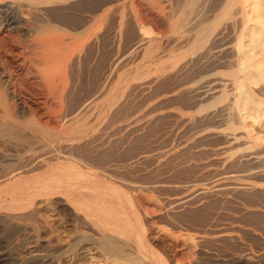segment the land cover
Masks as SVG:
<instances>
[{
  "label": "rangeland",
  "instance_id": "1",
  "mask_svg": "<svg viewBox=\"0 0 264 264\" xmlns=\"http://www.w3.org/2000/svg\"><path fill=\"white\" fill-rule=\"evenodd\" d=\"M223 1L56 0L33 8L10 0L6 5L13 3L8 9H15L18 26L6 27L0 21V83L9 99L16 100L20 119L29 115L28 107L46 112L21 90L39 81L37 66L43 61H37L36 54L55 57L54 34L66 37L62 54L74 46L73 63L65 71V62L55 64L69 83L62 125L68 127L75 123L74 115L78 121L84 114L94 133L90 129L82 141L68 144L70 151L66 145L65 163L100 175L121 193L125 187L124 195L136 200L132 198L133 209L150 246L173 264H264V121H244L231 106L233 82L240 76L235 72L231 44L236 32L231 26L235 19L240 21L242 6L222 8ZM13 81L16 94L7 87ZM208 84L222 91L204 96ZM254 90L264 97V85ZM46 117L54 123V116L45 114L44 121ZM3 139L1 178L18 157L15 145ZM84 141L86 148L81 147ZM217 174L227 181L213 184ZM235 175L241 176L236 184ZM59 198L35 202L38 219L48 225L39 235L0 207L2 264H107L96 239L84 240L97 238L96 229ZM50 230L60 243L51 240Z\"/></svg>",
  "mask_w": 264,
  "mask_h": 264
},
{
  "label": "bare ground",
  "instance_id": "2",
  "mask_svg": "<svg viewBox=\"0 0 264 264\" xmlns=\"http://www.w3.org/2000/svg\"><path fill=\"white\" fill-rule=\"evenodd\" d=\"M9 1L10 0H0L1 8H7V10L0 9V21L6 27L14 26L16 28V26H18L17 24L18 17H16L14 13L15 9L14 11L8 9V8H13V3H11L10 5H6V3ZM20 1L27 3V5L30 7L37 8V7L50 5L52 3L54 4L56 0H20ZM62 3H64V1ZM238 4L242 6V9H240L238 13L240 14V19H239L240 21H238V18L235 19L236 16L235 18L233 17L235 20L233 21L231 27L232 29H234L236 33H235V39L233 41L234 45L231 44L233 46V48L231 49L234 50L233 57L236 58L235 60H236L237 69H235L236 71L235 70L234 71L237 74H240V76L237 75L236 79L233 82L234 83L233 90L235 92L233 97L234 102L233 104L231 103V106L235 105L237 111H239L244 121H254L255 123L256 122L261 123L262 121H264V99H263L264 97H260L255 92L254 87L259 85H264V0H224L221 6L222 8H228V7L233 8ZM53 36H54L53 40L55 41V45L52 43L54 47H52L51 49H54L53 54L55 57L49 59L48 57H44V55L37 53L36 60L39 59V61L40 60L43 61L42 67L41 64L40 66H37L36 76L39 79V81L37 80L38 81L37 83L32 82L30 84L28 83V85L26 86L24 85V87H21L22 93L32 98L33 101L35 100L37 103H39L42 106V108L46 110L45 113L39 114L38 109L36 110L32 107H28L29 115L27 117L24 115L25 118L20 119L17 114L18 112H16L15 110L17 107L16 106L17 103L16 105L13 104L14 102H16V100L13 102V100L9 99L8 97L9 95L7 93L8 91H5V89L3 88L4 86L0 83V125H1L0 128H2V132L0 133L3 134V138L6 139L5 141H7L8 145L9 143H11L13 145L11 146L12 148L15 145V150H17V154H18L17 159H15L14 157V159L17 160V162L15 161L16 164L14 165L11 164L12 165L11 168L10 165L9 167L7 165H4L7 168V170L8 168H10V170L7 172L3 170L5 174L2 176V178L0 177L1 179L0 185L1 183L6 184L0 188V207L5 211L13 213V215L15 214L16 215V216L14 215L15 219L19 217L18 218L20 219L19 221L23 220L29 223V225L32 227L31 228L32 231H35V233L39 235L41 234V230L47 228L48 225L43 220L42 221L40 220L42 218L38 219L39 215L38 213L36 214L35 212L36 209L34 207L35 202H37V200L40 199H46L49 201L52 198L56 199L62 197L64 198L63 204L66 203L67 206L71 207L74 213L75 211L83 213L85 216V221L88 223V226L96 229L98 234L97 238H94V236H86L84 240L96 239V244H98L99 249L104 255L105 260L107 261V264L109 263L110 264H173L172 262L167 261L168 258L164 259L160 253H157L152 248L153 245L152 247L150 246L151 242L149 243L147 240L145 227H143L138 214L135 212L134 210L135 208L133 209V207H135L136 204L135 203H134L135 205L133 204L132 198L133 200L135 199L133 196L132 197L130 196L131 197L130 200V197L124 195L125 187H122V190L124 191L123 193H121V191L108 186L109 184H105L102 181V178L101 177H100L101 179L99 178L100 175L91 173L87 170L84 171L83 169H81V167L79 168L74 164L65 163L64 159H66V156H65L64 148L66 147V145L67 147H69L68 144L70 143L72 144L75 141L81 140L83 137L87 136L92 125L90 123L87 124L88 120L86 121L83 119L85 117L84 114L82 119H80L82 114L80 115L79 118L80 120L78 121H75L77 119L73 114L75 119V120L73 119L74 120L73 123L74 122L75 123L74 124L71 123L72 125L69 124L70 126L68 127L66 123L63 124L66 125V128H64V126L62 125V111L64 110V109L62 110V107L64 106L63 104H65L64 97L65 96L67 97L68 95L66 91L67 95L64 96V92L69 83L65 81L66 80L65 76L59 74L61 70L63 71V69H61V66L59 67L60 69L59 68L57 69V67H55V64L61 63L62 65L61 61L65 62L63 66L65 71V68L68 65H70L69 63L72 60L73 54L71 55L70 51L74 46L73 47L71 46L72 48L67 50L65 47L66 45H64L67 51L65 52V54L64 53L62 54L61 48H63V43H64L63 39H65L66 37L65 35L61 36L58 34L56 35L54 34ZM38 46H40V48H43L44 42H40ZM138 46L139 45H137L136 47ZM77 47L75 49H77ZM71 52L73 53V51ZM230 63L233 65V62ZM62 71L60 72L61 74L62 73L66 74ZM15 82L16 81L11 82L10 84L8 83L9 85L7 86L12 90V93H15L14 87H17ZM216 85L217 84L206 85L203 95L210 96L216 92H221L222 89H218ZM70 93L72 95V92ZM84 102L86 104V101ZM97 104L99 105L98 102ZM26 105L25 107H27ZM94 105H92L93 108ZM82 106L83 105H81V107ZM88 106L90 107L89 104H87V106L85 107L88 108ZM102 106L105 107V103H102ZM91 110L95 111V113L97 111L95 110V108L94 110L93 109ZM99 111L101 110L99 109ZM105 112L103 113L105 114ZM71 113H73V111H71ZM45 114L48 115V117L49 115H51V117L54 116V123L51 124V121L50 120L48 121L47 117H46L47 121H44L45 119L43 120V116ZM66 115L69 114L66 113ZM66 115L64 114L63 116H65L66 118ZM89 115L92 116V114ZM98 117H100V114L99 116L96 115V117L94 118L99 119ZM71 119L72 118H70L69 121ZM89 124L91 126H89ZM91 130L92 133H94L93 129ZM0 138L3 139L2 135L0 136ZM87 141H89V138H87ZM98 141L100 140L98 139L97 142ZM85 144L86 142L83 145ZM4 145L6 146V144ZM83 145L81 147L86 148V145L85 147H83ZM91 145L92 144L87 146L88 149L92 147ZM16 147L17 148L19 147L21 149L19 148L16 149ZM68 150L70 151V147ZM14 153L16 152L14 151ZM142 158H146V157L142 156ZM67 161L69 160L67 159ZM98 162H100V159ZM110 163L111 161L109 162V164ZM105 167H107V165ZM112 169L116 170L113 167ZM108 172L111 173L112 176V172H110L109 170ZM104 175L106 174L104 173ZM239 177L241 176L238 175V178L236 176L237 179L234 181V183L239 179ZM226 179L227 178L224 177L222 174H217L213 177L212 183L217 185L224 181H227ZM234 179L235 178L233 177L232 181ZM121 182L125 183V181H121ZM237 183L239 184V182ZM241 183L243 184L244 182L240 181V184ZM249 185L251 184H248L247 187ZM157 186L159 188V185ZM118 187L119 189L121 188L120 186ZM196 187L194 186V188ZM135 188H137V186ZM248 189H250V186ZM200 190L198 189V191ZM207 191H205V189L201 190L202 193H207ZM128 194H130V192ZM60 200H59V204L60 202H62V200L61 201ZM52 201L54 200L52 199ZM70 214H72V212ZM4 216H8V215H4ZM48 236L51 238V240L57 239L55 241L57 243H60L59 240L60 237L57 238L58 236H56L52 230L49 231ZM2 262L3 260L0 259V264H2Z\"/></svg>",
  "mask_w": 264,
  "mask_h": 264
}]
</instances>
